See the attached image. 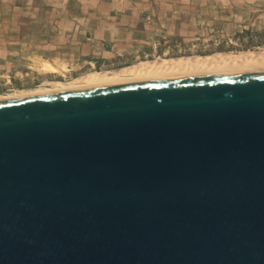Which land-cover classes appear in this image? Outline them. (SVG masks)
Instances as JSON below:
<instances>
[{
  "label": "water",
  "instance_id": "obj_1",
  "mask_svg": "<svg viewBox=\"0 0 264 264\" xmlns=\"http://www.w3.org/2000/svg\"><path fill=\"white\" fill-rule=\"evenodd\" d=\"M0 264H264V72L0 100Z\"/></svg>",
  "mask_w": 264,
  "mask_h": 264
},
{
  "label": "rangeland",
  "instance_id": "obj_2",
  "mask_svg": "<svg viewBox=\"0 0 264 264\" xmlns=\"http://www.w3.org/2000/svg\"><path fill=\"white\" fill-rule=\"evenodd\" d=\"M19 12L0 5V93L156 56L264 49V0H36ZM44 61L66 76L40 72Z\"/></svg>",
  "mask_w": 264,
  "mask_h": 264
},
{
  "label": "bare ground",
  "instance_id": "obj_3",
  "mask_svg": "<svg viewBox=\"0 0 264 264\" xmlns=\"http://www.w3.org/2000/svg\"><path fill=\"white\" fill-rule=\"evenodd\" d=\"M38 70L64 77L69 68L66 65L57 67L44 61ZM237 71L264 72V49L140 59L118 69H92L70 79H47L40 86L0 93V100L46 92H66L98 85L163 80L181 76L221 75Z\"/></svg>",
  "mask_w": 264,
  "mask_h": 264
},
{
  "label": "crops",
  "instance_id": "obj_4",
  "mask_svg": "<svg viewBox=\"0 0 264 264\" xmlns=\"http://www.w3.org/2000/svg\"><path fill=\"white\" fill-rule=\"evenodd\" d=\"M59 1L60 0H57V2H59ZM63 2H64V4H67L68 0H63ZM27 3H30V4H32V6H34V5H36V0H27V1L26 0H2L0 5L2 7H5L6 9L16 8V10H20V12L17 15H23L24 14L23 9L25 8ZM0 32H1V35L5 36L6 35L5 33L7 32V30L5 31V30L1 29ZM16 34L21 35V33L19 31L16 32ZM22 44H25L24 40H23ZM1 50H3L2 46H0V51Z\"/></svg>",
  "mask_w": 264,
  "mask_h": 264
}]
</instances>
